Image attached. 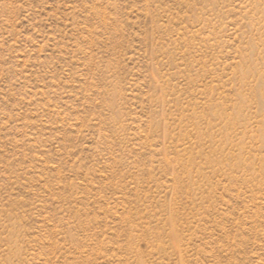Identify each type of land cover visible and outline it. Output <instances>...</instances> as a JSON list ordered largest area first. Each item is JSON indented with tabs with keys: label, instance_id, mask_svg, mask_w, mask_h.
Masks as SVG:
<instances>
[{
	"label": "rangeland",
	"instance_id": "obj_1",
	"mask_svg": "<svg viewBox=\"0 0 264 264\" xmlns=\"http://www.w3.org/2000/svg\"><path fill=\"white\" fill-rule=\"evenodd\" d=\"M0 264H264V0H0Z\"/></svg>",
	"mask_w": 264,
	"mask_h": 264
}]
</instances>
